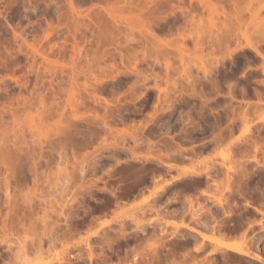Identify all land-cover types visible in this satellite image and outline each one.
I'll use <instances>...</instances> for the list:
<instances>
[{"label":"rangeland","instance_id":"rangeland-1","mask_svg":"<svg viewBox=\"0 0 264 264\" xmlns=\"http://www.w3.org/2000/svg\"><path fill=\"white\" fill-rule=\"evenodd\" d=\"M72 2L75 14L68 6L67 0H0V12L2 13V16H0V109L4 105L11 104L14 116L12 117L10 114L0 116V158L2 157L1 152H4L5 148H10L11 143L20 138L35 142L33 146L34 155L39 158L35 161V166L29 180H27V185L15 191H13L11 185L9 189L10 194L14 198H12L13 201L16 202L18 200L17 203H21L26 200L33 203L35 207L33 218L29 219L24 215L21 216L22 207L18 204L20 210L18 213L16 211V216H13L7 224H3L9 214L7 212V199L4 190V178L6 176L0 159V264H20L14 260L15 251L20 243H25L30 256H33L31 241H36L38 237L43 236L44 232L48 234L52 231L50 228L47 231H43L41 229L42 224L37 221L44 217V202L48 203L44 218L47 223H53L58 217L55 205L58 202H69L70 200L71 203L72 195H75L78 191L79 183H82L78 177V169L81 166H85L87 171L82 185L94 182V191L96 192L94 198L103 199L108 196V193L103 188H111L116 182V178H118L119 185L121 183L126 185L127 180L120 178L119 173L122 172L126 163L130 165L132 162L130 158L127 159L121 153L129 150L133 156L135 155L140 159H144L145 156L152 158L164 153L155 144L157 138L146 136V132L143 131L149 125L152 127L154 122H151L152 124L149 122L147 128L143 130L140 125L141 122L146 123V120H149V115L153 113L156 93L153 87L155 84L161 89L167 90L166 93L161 95V101H163L167 97L166 94H170V96L173 94L175 86L180 84L189 85L188 81H186L187 79H185L187 75L190 76V80L194 78L193 83H201L202 80H206L204 78H208V76L203 74L201 67L195 66V64H198L197 58L201 57L205 68L208 71L212 70V77L218 79L220 73L233 71L234 75L229 79L230 82L237 81L247 88L253 86L259 91L262 90L261 85H255L264 79V75L261 73L262 60L259 57L255 58L254 54L246 49L243 52L239 51L233 54L232 60L234 62L226 58V56L228 51H235L238 41L241 44L245 43V38L254 41L258 37V32L264 30V0H224V10L227 15H235V20L232 22L234 24L231 27L229 26L230 28L226 25L229 28H227L229 34L224 32L226 29L223 26L224 17L210 16L209 12L202 8V0H182V2L178 0H72ZM213 2L215 1L213 0ZM177 7L186 8L189 13L183 16L176 10ZM172 11L175 12V17L171 15ZM76 13L79 14V17L76 16ZM153 17L157 22L159 21L161 28H164L163 32H156L157 38L160 40L156 42L157 48H152L153 42L150 43V40L146 41L144 31V26L148 22L150 23L154 19ZM164 17H167V20H171L173 17L178 19L173 26L171 35L167 34L169 25L167 20H163ZM73 21L83 23V26L80 27L82 34L79 31L75 32ZM48 23L52 24V29L48 28ZM95 25L98 26L99 32H97ZM156 30H160V28H156ZM48 32L50 36L47 40H43ZM92 33L95 34L93 35ZM14 34L21 35L22 38L27 40V43H34L36 48L42 45V48L47 50L50 68L46 77L47 97L45 100L47 112L42 114L43 116L39 113L42 109L38 102L42 89L39 87L34 88L35 78L33 75L28 74L30 62L26 61L25 53H29L30 49L23 45L19 39H14ZM74 34L73 38L72 35ZM217 38L221 39V41L216 42ZM33 39H35L36 43ZM164 42L171 44L170 50H164L162 47ZM196 43H198L199 47L196 46ZM180 44L185 46V54H189V56L184 57V66L186 67L184 75L182 74L183 68L177 49ZM48 46L53 47L51 51H48ZM259 46V50L264 53V44ZM18 47H20L21 52L15 53ZM9 48H14V51L11 50L10 52L11 56H9L10 53L7 50ZM155 50H158V54L155 53ZM121 55L125 57L123 63L127 67L129 66L126 58L130 56H137L140 61L143 57H146L149 62L157 57L158 63L153 66V71L146 67L145 63H138L137 69L143 71L139 79L142 81L144 76H148L147 81L144 82L145 86L141 90L130 89L132 81L137 80L135 76H132L127 84H122L118 89L109 90V87L112 86L111 84L115 82L104 81L103 84L106 83L105 85L97 87L96 93L99 98L94 102L90 94H87L92 92L89 85H94L95 78L104 79L105 76L111 73L115 76L116 69L119 73L120 71L125 72V67L121 62ZM165 61L169 62L167 69H165ZM40 62L41 59L36 57V63ZM214 62H218V67L210 65ZM113 65L115 66L114 68H112ZM122 76L123 74H121ZM24 84H26V88H24ZM49 84H51V88ZM84 87L88 88L87 92L83 90ZM140 93L144 94L140 95ZM102 98L109 104L108 108L110 110L120 106L123 109V114L128 115L133 120L127 117L128 119L123 122L115 121L116 118L104 110L107 105ZM146 98L147 100H144ZM77 99L83 102V106L71 111L69 105ZM260 100L261 103L254 107L258 101L256 97L241 98L235 96V98H230L228 106L229 117L240 120V115L246 111L250 125L252 127L260 125L259 118L264 116V96ZM28 101H30V106L25 103ZM246 102L250 104L249 107ZM23 104L24 107H21ZM141 104L145 106L142 114L130 116V113L133 114L134 108ZM59 113H62L63 122H67L71 124L72 128L79 130L78 134L62 137L63 144H66L60 150L57 146L58 141L53 136ZM165 113L158 114L159 116L157 115L158 117L154 118L155 121L158 119L164 120L166 118L164 116L166 115ZM73 116H79L80 119L79 117L78 119H73ZM104 117L106 127L100 121ZM13 119H15V122ZM39 120L46 122L47 127L45 124H41ZM87 124L89 128H87ZM142 131L144 132L143 134H141ZM236 133L239 135V131ZM45 135L50 138L43 145V154L40 158L37 155L39 146L36 145V142L39 137L42 138ZM143 135L145 136L143 137ZM134 137L135 140H133ZM262 148L264 149V145ZM225 150V147H221L211 154L195 158L193 161L184 162L179 166L190 167L197 165L198 162L207 163L210 158L214 160L215 164L220 163L223 160L217 156V153ZM57 151L61 152V162H59V157H57L59 154H57ZM113 152H121L119 157H117L119 163L113 161L114 158L111 156ZM125 159H127V162H125ZM97 160L100 168L93 172L92 170L90 171V165L96 164ZM145 163L147 164L148 162ZM207 164L210 165L211 163L208 162ZM133 166H140V163L135 162ZM67 174L72 175L71 181H68ZM169 174L173 175L174 172L172 171ZM108 175L116 178L112 179ZM166 178L169 179L170 177L167 175ZM157 182L161 183L159 179ZM216 182L221 185L220 183H223L224 180L220 179ZM221 190L222 187H220L219 191ZM222 192L223 195H227L226 191L222 190ZM217 193L220 195L218 190H210L213 198L218 196ZM148 195L138 196L132 202L121 203L116 208L105 213L96 210L95 207L98 202L87 196L84 199L79 197L78 201L75 200L71 204H65L64 212L67 213L73 212L77 209L78 203H82V208L76 210L80 216L70 220L76 222L75 224L70 222L72 225L82 226H78L79 230L68 237L61 236L58 231L51 245L50 252L47 253V258L44 261L54 259V254L58 253L61 259L65 258V260L61 261V264H65L68 255L72 257L81 253L79 249L81 247L84 248L87 233L100 232L101 235L103 232H108L114 234L113 231H116L120 226L127 229L128 232L137 231L138 241L136 243L139 245L132 250V255L136 254L139 257L141 253L148 254L158 246L157 239L159 237L157 233L160 229H163L165 231L163 234L168 236L174 230L172 223H181L180 219L166 216L162 211L150 210L147 206L150 199L148 202L141 204L142 199ZM191 199L194 208L198 205L201 207L211 206L208 197L205 199L199 197ZM229 201H234L238 205L233 210L232 221H236L239 228L229 233L230 235L224 241H236L241 243L243 247L250 249H252L251 243H255L254 247L258 248L257 254L263 257L262 260H264V214L255 215L256 221L261 219L263 228L262 225H258L255 222L254 224H247L246 222L241 224L238 214L242 211V209H239L243 206L242 197L236 195L233 198H229ZM185 203L186 208H189L188 202L185 201ZM87 208L94 210L91 215L94 217L92 220L95 219V221H92L91 225L82 221V219L86 220L88 217H82L85 216L84 212L88 211ZM132 213L136 215V221L139 222V225L127 218ZM119 214L121 215L118 217ZM157 214L159 217L156 216ZM160 216L163 218H160ZM157 219H159L160 227L156 226ZM205 219L207 218L204 217L202 221ZM184 223L194 228H199L195 224H190L188 219H184ZM237 224L235 223V226ZM71 227L74 228L75 226ZM142 228L145 230L144 235L138 234L140 233L138 229ZM181 229L183 231V228ZM199 230L202 229L199 228ZM203 232L209 233L207 231ZM96 237H99V235L96 234L90 237L88 241L94 246L95 254L100 256V240L96 239ZM209 246L211 248L214 244L210 243ZM62 250L67 254L60 253ZM253 250H250V252L256 253ZM186 253L187 251H179V254L172 257L175 259L174 262L177 263V260H180ZM213 256L215 255L211 257L216 261V264L223 263L221 257L218 255ZM82 258L71 261V264H83L85 262L88 264L86 255H83ZM70 259L72 260V258ZM197 260H200V257ZM234 260V264L239 261L241 263L237 264H263L245 257H242V259L238 257V260ZM180 261L185 263L183 258ZM113 262L115 263V261ZM129 263H131L129 259L124 262V264ZM168 263L170 262L168 261ZM53 264H56V262H53Z\"/></svg>","mask_w":264,"mask_h":264},{"label":"bare ground","instance_id":"bare-ground-1","mask_svg":"<svg viewBox=\"0 0 264 264\" xmlns=\"http://www.w3.org/2000/svg\"><path fill=\"white\" fill-rule=\"evenodd\" d=\"M178 1L182 2V0ZM214 1L215 2H213V0H202V8L206 9L209 12L210 16L224 17L225 20L223 26L226 28L224 32L225 34H229V30H227V28L229 26L231 27L234 24L232 22L235 20V15H227L224 10V0ZM67 2L71 11L75 14L72 0H67ZM153 9L157 10L155 8ZM176 10H178V12H180L183 16H185L186 13H189V10L183 7H177ZM171 15L175 17V12L172 11ZM0 16H2L1 12ZM76 16L79 17V14L76 13ZM174 17L171 20H167V17L163 18V20H167L168 22L169 26L167 28V34L170 35L172 34L173 26L178 21L177 17ZM154 19H152L150 23L148 22V24L144 26V31L146 41L150 40V43L153 42L152 44L154 45H152V48H157L156 42L160 40L157 38L156 32H163L164 28H161L159 21L157 22L156 19ZM73 25L75 32L79 31V33L82 34V32H80V27L83 26V23H79V21H73ZM226 25H228V27ZM48 28L52 29L51 23H48ZM156 28H160V30H156ZM96 29L97 32H99L98 26H96ZM258 33V37L254 41L249 40L245 37L244 44H241V42L238 41L235 51L227 50L228 52L226 58L234 62L232 60L233 54L239 51L243 52L246 49L249 52H252L255 58L259 57V59L262 60L261 73L264 75V53L259 50V45L264 44V30L259 31ZM92 34L94 35L95 33ZM49 36L50 33H46L43 40H47ZM74 36L75 34L72 35L73 38ZM14 39H19L23 45L30 49L29 53H25L26 61L30 62V65L28 67V74L33 75L35 78L34 88L39 87L42 89V93L39 95L38 99V102L40 103L42 109L39 113L41 115L45 114L47 112V104L45 100L47 97L46 77L49 73L50 68L47 50L46 48H42V45H40L39 48H36L34 43H27V40L25 38H22L19 34H14ZM33 40L35 42V39ZM215 41L220 42L221 39L217 38V40ZM196 46H198V43H196ZM162 47L164 48V50H170L171 44L169 42H164L162 43ZM52 48L53 47L48 46V51H51ZM177 49L179 52V60L183 68L182 74L184 75V69L186 68L184 66V57L189 56V54H185V46H183L182 44H180ZM7 50L10 53L11 50L14 51V48H9ZM155 51V53L158 54V50ZM16 52H21L20 47L17 48L15 53ZM9 56H11V53ZM36 57H39L41 59L40 63H36ZM120 57L121 62L125 67V72L120 71L119 73V71L115 68L116 72L118 71V73H114L115 76H113L111 73L105 76L104 79L95 78L96 80L94 85H89L92 89V92L87 94H90L94 102H96V100L99 98V95H97L96 93V90L98 89L97 87L105 85L106 83L103 84L104 81L110 80L115 82L114 84H111L112 86L109 87V90L114 88L118 89V87H120L122 84H127V82L130 81L132 76H135L137 80L132 81V87L130 89L141 90V88L145 86L144 82L147 81L148 76H144V79L142 81L139 79V76L143 74V71L137 69L138 63H145L146 67H149V69H151L152 71L153 66L158 63L157 57L153 58V60L149 62L146 57H143V59L140 61L137 56H130L126 58L127 65L130 67L129 68L123 63L125 57L123 55H121ZM197 59L198 64H195V66L201 67L203 69V74L205 76H208V78L204 79H206L209 83L212 84L214 94H219V79H216L211 76L213 74L212 70L208 71V69L205 68V65L202 63L201 57H198ZM164 65L165 69H167L169 67V62L165 61ZM210 65H212V67H218V62L211 63ZM114 67L115 66L113 65L112 68ZM121 74H123L122 77ZM233 75V71H231L230 73L228 71V73L226 74L229 83V101L230 98H235V96L241 98H249V96H251L258 98V101L257 103H255L254 107L260 104V98L264 96V79L259 84H255L256 86L261 85L262 90L259 91L257 88L254 87L252 95L250 88H247L243 84H239L237 81H229V79H231V76ZM185 79H187L186 81H188L189 85L184 86L180 84L178 86H175V89L172 92L173 94H171V96L170 94H166L167 97L163 101H161V95L163 93H166L167 90L161 89L157 84H155L153 87V89L156 90L153 113L149 115V120H146V123L141 122L140 124L143 130L147 128L149 122H154L153 124L151 123L153 125L152 127L149 125L150 127L148 126V128L146 129L147 131H143L146 132V136L148 135L157 138L155 144L156 146H159V148L164 153L156 157L150 158V156H145L144 159H140L135 155L133 156L129 150L127 152L125 151L124 153H121L123 151L119 152L121 154H124L127 159L130 158V161L133 164L135 162L140 163V166L135 167L132 163H130V165L124 163L126 166L122 169V172H120L119 175L120 178L127 180L126 185H123V183L119 185L118 178L114 177L117 179H115V181L118 182L117 184L115 182L113 186H111V188L109 187V189L103 188L104 191L108 193V196H105L103 199L94 198L96 193L94 191V182H91L84 186L82 185L84 181V175L87 171L85 170V166H81L78 169V177L82 183H79L78 191L75 193V195H72V202L75 200L78 201L79 197L84 199V197L87 196L88 198L93 199L96 202H100L101 205H98L97 209L98 211H101V213H105L106 211H111L112 209L116 208L121 203H125L128 201L132 202L138 196L149 194L147 197L142 199L141 204L148 202L150 199L149 203H147V206L150 210L162 211L163 214H165L166 216L178 218L181 220L180 224L172 223L174 232L172 231L173 233L171 232L168 236L163 234L165 232L163 231V229H160L157 233V236L159 237L157 239L158 246L155 249H152L148 254L141 253L139 257L136 254L132 255L131 263L129 264H167L168 261L170 262L168 264H216V261H214L211 257L212 255H218L219 257H221V259H223L224 264H234V259L238 260V257L241 259L242 257L249 258L253 261L264 264V260H262L263 257H260V255L257 254L258 248L256 249L254 247L256 245L255 243H251L252 249H250L243 247L241 243L236 241H224L230 235L229 233H232L239 228L237 222L232 221L233 210L235 209V207L237 208L238 205L234 201H229V198H233L236 195L242 197L244 201L242 208H239L242 209V211L238 214L241 220V224H244V222H246L247 224H254L255 222L258 225H262L263 228L261 219L256 221L255 215L264 214V149L262 148L264 145V116H261L259 118V122H261L260 125H255L252 127V125H250L251 123H249L248 121L246 111L240 115V120L234 117H229L228 104V106L223 111V116H225V119H222L220 116L218 103L214 101L212 105L207 104V100H205V96L203 94L204 91L198 86V84L201 83H193L194 78L190 80V76L188 75ZM238 86L240 87V89L238 88ZM49 87L51 88V84H49ZM87 87L83 88V90L86 92L89 88ZM24 88H26V84H24ZM237 89H239L238 94ZM141 94L144 93H140V95ZM5 95L7 94L5 93ZM72 97L74 98V96ZM186 98H198L201 101V105L198 108H196L195 106L192 107V109L196 110V118H193L191 116L192 109L188 107L189 111L182 113L180 112L178 117L173 122L172 117L177 109L175 103L183 102V100H185ZM102 99L103 102L107 105L105 106L104 110L107 113H110L113 117H115L116 119L113 118L115 119V121L123 122L125 121V119L129 118L128 115L123 114V109L120 106H116L114 109L111 108L110 110V108H108L109 104L104 100V98ZM144 100H147V98ZM15 102L17 103L16 99ZM73 102L74 103H70L69 105L71 111H75L77 108L83 106V102L81 100L77 99ZM25 103L28 106L31 105L30 101ZM246 105L248 107L250 106V104L247 102ZM21 107H24V104ZM143 107H145L143 104L138 107H135L133 114L130 113V116L142 114ZM206 107H209L208 111L206 110ZM12 109L13 106L11 104L2 106L0 109V116L10 114L12 117H14ZM166 111L167 113H165ZM206 111L212 116V122L204 119V113ZM164 113L166 114L164 115L166 117L164 120L158 119L155 121L154 118H157L159 116L158 114L161 115ZM58 117L59 119L55 123V130L53 136L57 139V146L60 150L66 144H63L62 137H67V135L69 137L71 134H78L79 130L77 128H72L71 124L63 122L62 113H59ZM78 117L79 116H73V119H78ZM105 117L100 119V121L101 124L106 127ZM130 120H133V118ZM13 121L15 122V119H13ZM39 121L41 124L46 125V122H44L43 120ZM177 122H180V128L178 129L179 134L176 136H172L171 133L177 130ZM208 127L209 130L211 129L212 134L210 135V141L205 142L204 140ZM87 128H89L88 124ZM143 131L141 132V134L144 133ZM238 131L239 135H237L236 133ZM193 132H199L200 134H193ZM144 136L145 135H143V137ZM131 137L133 138V136ZM49 138V136L45 135L42 138L39 137L36 142V145L39 146V152L37 153V155L40 158L43 154V145L47 140H49ZM133 140H135V137ZM148 142H150V140H148ZM34 143L35 142L27 141L25 138L16 139L11 143L10 148H5L4 152H1L2 157L0 159L4 167V174L6 176L4 178V190L7 199V212L10 214H8L7 218L5 216L6 219L4 220L3 224H7V222L13 216H16V214L20 210L19 205L20 207H22L21 216L24 215L29 219L33 218L35 212V207L33 203L26 200L22 201L21 203H17L18 200L16 202L13 201L14 198L10 194L9 189L11 188V185L13 187V191L20 190L22 186L27 185V180H29L31 173L33 172L35 161L39 159L36 158V155H34ZM221 147H225L226 150L217 153V156H219L223 160L220 163L215 164L214 160H211L210 158V160H208V162L211 163L210 165L207 164L208 162H198L197 165L190 167L179 166L184 162L193 161L195 158L204 157L208 154H211L217 149H220ZM119 153H111V156L114 158L113 161H115V163H119V160L117 159V157H119L120 155ZM57 154V157H59L60 160L59 162H61V152L57 151ZM258 155L260 156L258 157ZM127 159H125V162H127ZM98 160L96 164L94 163V165H90V171L92 170L93 172L100 168L97 164L99 162ZM144 161L148 163L146 164ZM172 171L175 175L169 174ZM256 174L257 182L251 185L250 181ZM167 175L170 177L169 179L166 178ZM108 176L114 179L112 175ZM67 177L68 181H71L72 175L67 174ZM158 179L161 183L157 182ZM220 179L224 180L223 183H220L221 185L216 182ZM220 187H222L223 191H226V196L223 195L222 190L219 191ZM213 189L218 190L220 195H218L217 193L218 196L213 198L210 194V190L212 191ZM129 197H131L132 199L130 200ZM196 197L202 199L208 197L211 206L208 207L206 205L205 207H201L198 205L196 208H194L191 198L195 199ZM208 200L206 199V201ZM70 201L61 202L63 204L58 202L55 205V211L57 212L58 219L56 218L55 222L53 223H47L44 218L46 216V205L48 203L43 201L45 204L43 206L44 217L42 219H38L37 221L42 224L41 229L43 231H47L49 228L50 230L52 229V231L48 234L47 232H44L43 236L38 237L36 241H31L33 256H30V252L27 249L26 244L20 243L15 251L14 260L18 261L20 264H53V262H56V264H61V261L65 260V258L61 259L58 253H55L54 259L44 261L45 258H47V253L50 252L51 245L56 237V234H58V231L60 232L59 234L61 236L68 237L72 236L76 233L77 230H79L78 226H82L72 225L70 223L73 222L70 221L71 218L80 216V214H78L76 210L82 208L81 202L78 203V207L76 210H72L73 212H64L65 204H71L72 202L70 203ZM185 201L188 202L189 208H186ZM87 209L88 211L84 212L85 216L82 217H88L86 220L82 219V221H84L85 223L87 222L86 224L88 225H91L92 221H95V219L92 220V218L94 217H92L91 215L94 210H90V208ZM120 215L121 214H119L118 217ZM156 216L159 217L158 214ZM204 217H206L207 219L202 221ZM127 218H129V220L133 223L139 225V222L136 221V215L134 213L130 214ZM160 218L163 217L160 216ZM250 218L252 219L251 221ZM184 219H188L190 224H195V226L201 228L202 230H199V228H194L193 226L184 223ZM158 220L159 219L156 220V226L160 227ZM73 223L75 224L76 222ZM235 223L237 224L236 226ZM71 226L75 227L72 228ZM181 228H183V231ZM138 231H140V233L138 234L141 235H144L143 233H145V230L143 228L140 230L138 229ZM203 231H207L210 234L204 233ZM136 232L137 231L128 232L127 229L120 226L116 231H113L114 234L108 232H103L101 235L100 232L87 233L85 237L86 240L84 243V248L81 247L79 249V252L81 253L72 257L68 255L65 264H71V261L73 260L76 261L78 259H83V255H86L88 264H95L98 259L105 258L104 250L106 248L110 251L116 249V260L118 261L117 263L124 264L123 260L120 259L118 252L120 251V249L125 250V260L128 259V255H130L132 251H128L130 252V254H128L127 248L132 245L134 246L132 247L133 249L136 248L135 244L138 241V236ZM96 234L99 235V237H96V239L100 240V256L95 254L94 246L88 241L90 237H93ZM205 242L209 244H214V246L210 248L209 244H206ZM7 245L9 244L7 243ZM253 249L256 251V253L250 252V250ZM179 251H187L186 255L180 258V260H182L183 258L185 260V263H183L179 259L177 260V263L174 262L175 259L172 257L179 254ZM60 253L64 254L65 251L63 252L62 250ZM198 257H200V260H197ZM70 258H72V260ZM237 263L235 262V264ZM83 264H86V262Z\"/></svg>","mask_w":264,"mask_h":264},{"label":"flooded vegetation","instance_id":"flooded-vegetation-1","mask_svg":"<svg viewBox=\"0 0 264 264\" xmlns=\"http://www.w3.org/2000/svg\"><path fill=\"white\" fill-rule=\"evenodd\" d=\"M228 72H222L220 73L218 79H219V94H214L213 92V88H212V84L209 83L207 80H202L201 84H198V86L200 87V89H203L204 91V96H205V100H207V104L208 105H212V103L214 101H216L219 105V111H220V116L222 119H225V116H223V111L224 109L228 106L229 104V96H228V92H229V83L227 80V74ZM238 88L240 89V87L238 86ZM253 88L254 87H250V91L253 95ZM239 89H237V94L239 93ZM238 101V100H237ZM176 112L174 113L172 120L174 122V120L178 117L179 113L181 112H187L189 111L188 107L190 109H192L193 106H195L196 108H198L201 105V101L198 98H186L185 100H183V102H176ZM206 110H209V107H206ZM204 113V119L209 120L210 122H212V116L208 113V112ZM192 117L196 118V110L192 109ZM197 120V119H195ZM180 128V122H177V130L173 131L171 133L172 136H176L179 134L178 129ZM207 132L205 135V142L210 141V135L212 134L211 129L209 130V127L207 128ZM193 134H200L199 132H193ZM177 142V141H176ZM254 170V168H253ZM257 182V174L253 176V179L250 181V184L253 185ZM131 196V195H130ZM132 197V196H131ZM131 197L130 200L132 199ZM131 202V201H130ZM98 205H101L100 202H98ZM98 205L95 207L96 210H98ZM139 244L136 243L135 246H138ZM132 247H134L133 245L130 246L129 248H127V252L128 251H132ZM115 248V247H114ZM132 248V249H131ZM125 249V248H124ZM116 249H114L113 251L108 250L107 248L104 250V256L105 258L102 259H98V261L95 264H118L117 260H116ZM130 251V252H131ZM130 252H128V254H130ZM120 259L123 260V262L127 261L128 259L131 260L132 257V253L130 255H128V259L125 260V250H121L118 252ZM115 261V263L113 262Z\"/></svg>","mask_w":264,"mask_h":264}]
</instances>
